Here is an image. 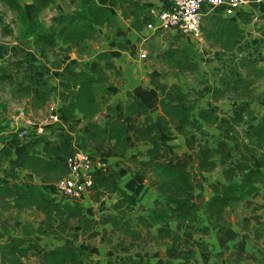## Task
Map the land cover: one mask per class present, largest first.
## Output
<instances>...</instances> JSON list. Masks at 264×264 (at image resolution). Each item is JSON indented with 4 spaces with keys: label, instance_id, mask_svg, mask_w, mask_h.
Segmentation results:
<instances>
[{
    "label": "trees",
    "instance_id": "1",
    "mask_svg": "<svg viewBox=\"0 0 264 264\" xmlns=\"http://www.w3.org/2000/svg\"><path fill=\"white\" fill-rule=\"evenodd\" d=\"M68 1L71 10L56 12L51 16L48 25L39 18V14L46 8L54 7L57 0H32L31 16L27 15L19 0H0V3L15 14L18 22V38L22 41H31L39 56L45 57L47 48L59 47L64 53L74 50L81 57L79 62L70 66L62 82L63 90L70 97L66 111L67 118L80 115L88 121L82 137L79 138L80 144L85 147L92 146L93 150L87 152L93 155H98L99 151L110 143L117 153L126 152L131 141L136 145L149 144L141 153L142 158L135 157L132 161L145 175L148 185L161 196V201L153 208H147L146 214L138 215L136 218L138 223L157 225L155 238L161 242L170 241L175 247L191 243L188 240H179L175 232L166 224L172 220L188 223L193 221L194 212L200 209L196 201L190 200L191 191L201 186V173L211 172L220 166L225 182L220 185L215 183L207 185L212 195L202 203L201 212L206 223H201L198 230L205 234L215 223L226 224L227 210L257 192L259 185L264 182V114L256 122L251 123L250 129L244 131L239 141L229 135L233 140L232 144L229 140L222 139L214 146L197 147L191 141V135L202 129V121L214 124L217 128V124L228 126L232 121L249 120L254 114L249 94L251 82L237 73L242 68L255 72H259L260 69L246 57L237 59L235 63L231 62L234 67L228 64L225 68L219 69L215 87L213 89L209 87L205 92L213 101L223 99L226 93L235 97L237 101L231 115L221 119L222 121L218 120L214 110L198 108L197 102L192 101L180 86H164L167 88L165 94L163 87L157 84L155 79L150 78L161 93L160 112L156 117L151 115L149 107L143 101L130 99L131 94L127 93L129 99L110 106L111 115L103 124L95 123L92 119L107 104L111 71L115 74H119V71L108 51L97 52L91 60L83 61L82 58L91 55L93 50L91 40L101 27L108 31H114L117 27L116 9L121 10L124 18L128 16L127 11L132 10L130 26L137 33H141L145 28L147 20L143 18V14L148 9L140 0ZM253 12L252 9L249 12L241 10L238 13L240 23H248ZM205 18L210 21V28H205L203 31L206 41L222 50V56L237 48V43L243 39V30L238 21L224 17L220 11H215ZM114 38L117 47L122 49L126 46L122 41H118L117 36ZM192 48L188 43L183 44L182 47L170 46L162 52L161 60L178 72L197 71L198 64L191 55ZM244 50V46L242 49L238 47L239 52ZM38 68L29 67V75L24 76L21 82L28 81L23 90L31 104L45 107L51 99L52 87L49 84L48 73L43 79L31 73V70L36 71ZM3 77L12 76L3 74ZM195 109H198L197 113ZM134 116L140 119L130 135L123 121ZM172 125L177 127L180 135L187 137L188 146L192 149V161L186 156L179 157L172 164L163 161L164 153L161 150L159 136L161 133L170 135ZM221 137L223 138V135ZM18 145L4 135L0 126V167L6 166V172L12 179H15L20 172L27 171L41 183L56 182L64 177L67 174L64 160L75 151L71 141H57L45 135L31 137L24 141L23 149L14 150ZM191 162L194 163V170L189 169ZM106 171L107 169L93 173L92 189L106 184L104 179ZM115 178L116 175L113 173L110 179ZM0 202L3 206L12 202L14 207L34 208L45 216L44 224L36 229H31L30 222L24 223L21 226L24 232L41 233L44 229L47 234L74 237L76 233L72 231L73 221L81 222L80 225L85 229L89 228V221L83 217L84 207L79 199L59 201L48 191L34 184L15 186L0 179ZM131 203L133 204L134 201H130L124 208L122 202H116L111 206L116 212V215L110 217L114 229L131 233L129 223L132 219L126 218ZM263 228L264 224L256 229L261 232ZM21 244L22 239L18 238L1 245L0 262L5 264L6 257L23 255L26 248H22ZM80 253V249L65 242L44 251L41 264H79ZM227 254L229 263L234 264L230 261L235 257L234 253L231 251Z\"/></svg>",
    "mask_w": 264,
    "mask_h": 264
},
{
    "label": "rangeland",
    "instance_id": "2",
    "mask_svg": "<svg viewBox=\"0 0 264 264\" xmlns=\"http://www.w3.org/2000/svg\"><path fill=\"white\" fill-rule=\"evenodd\" d=\"M19 1L23 5L27 15L31 16L33 10L32 1L31 0H19ZM140 1L144 2L148 0H140ZM257 7L258 5H256L255 7L252 6V10L255 13L254 15L257 16V19L254 21V23L256 24H253L254 28H252L251 30L259 29L258 32L252 34L253 36L251 37L247 35H243V39L239 41L242 42V44L241 46L239 44L238 47H241L242 49V47L245 45L244 46L245 50L237 53L238 48H236V50L233 52L232 55H230V53L227 52L224 53V55L222 56L221 55L222 51L217 50L218 47L207 42L203 36L204 29L210 28V21L207 20V18L205 17L211 13H214L213 11L209 12L207 15L204 16L201 40H196L191 38L192 39L191 42L190 37L187 38L186 36H183L179 32L173 30L164 33L150 34V32L145 28L142 29L140 37L134 40L132 52H130L131 56L133 58H137L138 54L141 51L145 52L147 56L144 60H140V61H134L127 58L129 64L132 65V70L136 71L135 74L132 73L130 75V85L132 87L140 86L141 88L142 87L148 88L150 84L151 85L153 84L152 81L150 80V77L152 76V78L155 77L156 79H159V81L164 80L163 83L166 84L165 87H171L172 85H179L180 87L182 86L187 91V94L191 97V100L192 101L195 100L197 104H206L207 102L206 100L208 99L211 100L212 102H215L205 91L209 89V87L211 89L215 87L216 79L219 76L217 73L219 69L225 68L228 64L234 67V64H232L231 62L235 63L237 59L246 57L250 59V61L253 62V64H255V67L260 69L259 72L258 71L255 72L249 70L248 68H242L239 69L237 73L244 76L245 78H248L251 82L250 93H249L251 95L250 104H251V108L254 109L253 111H255L258 114L256 120L253 118L254 117L253 114L249 120L242 119L240 120V122L232 121L228 126L217 124L218 127L216 129L219 131H215V132L218 135H216V133H211V132L204 133L203 130H198L191 135V139H192L191 141L197 147L200 145L214 146L215 144H217L219 140L221 141L222 139L229 140V142L232 144L233 140L229 138V135H232L233 137L237 138V140L239 141L240 139H242L245 133L244 131L250 129L251 123L256 122L257 119L262 114H264L263 109L261 110V107L264 106L262 105V99L264 98V49L263 50L259 49L260 46L264 47V40L261 38V36H263L261 33L264 32V30H260V29H264V20H262L264 18H262V16H258L259 13ZM69 10H71V5L68 0H57L55 6L52 8L50 7L44 9L39 14V18L48 25L50 23L51 16L54 15L56 12L58 11L66 12ZM118 21L120 22L121 19L118 18ZM114 33H115L114 31H108L104 27H101L99 29V32L94 37V39L91 40L92 46L95 47L96 49H100L101 45L104 44L107 40L116 41V38H114L116 35ZM117 39L118 41H122V42L124 41L123 38L119 39V35ZM186 43L191 44L193 47L191 55H192V59L198 64L197 71L191 72L187 70L183 72H178L177 69L175 68L171 69L170 67L165 65L164 62L161 60L162 52L166 51L170 46L182 47V45ZM247 48L250 49L248 50ZM72 52H76V51L71 50L70 52L64 53L62 50H60L59 47H51L46 49L45 57L39 56L38 52L35 49V45L31 41H22L18 38V22L16 20L15 14L11 10H9L6 6H4L2 3H0V126L3 131H6L4 135L10 140H12L15 145L23 144L24 141L26 140H22L20 137L16 135L15 132L9 133L6 130V128L9 127L10 124H14V129H15L16 123L19 122L20 120L22 121V117L31 118V119L39 118L42 115H44L47 111L46 105L45 107H38L36 105L31 104L29 97L26 96L23 90L26 83H28V81L22 83L21 80L27 74L29 75L30 73L28 70L29 67H34V66L39 67L38 70L36 71L31 70V73H34V75L43 79L44 77L47 76L46 73H48V79H54L53 76L55 75L52 74L51 76L50 69L61 68V63H62L61 61L65 58V56H68ZM153 71L157 72V76L152 75ZM59 72L60 71H58L56 74L57 77L60 76L61 72L60 73ZM3 74L11 75L12 77L4 78ZM124 74L125 73L122 71H120L119 74H115L114 72L111 71L110 74L111 83L108 88L107 104L104 106L103 110L99 112L92 119L93 122L95 123L103 122L105 119L109 118L111 115L110 106L113 105L112 103L119 104L120 102H122V100H124L123 95L124 96L126 95L128 97L127 93L130 94L133 93V92L132 93L129 92V90H124L127 85V77H124ZM172 79H177V83L174 80L175 81L174 83L168 84L170 83L169 81H172ZM59 80L60 78L58 79V81ZM190 87L193 88L190 89ZM155 88L158 89L160 92L159 88H157L156 86ZM119 93L122 96L121 95L119 96ZM206 95H208V98L206 97ZM243 97L244 96H241V98ZM229 98L234 99L235 97H233L232 95H228V93H226L223 96V99H226L227 101H225L224 103L230 104V102H232L231 100L233 99H229ZM235 100L236 99H234V101ZM50 101L58 102L62 113V119H61V123L52 127L45 136L57 141L69 140L71 141L73 148L75 150H83V151L91 152L93 150L92 146L90 145H87L86 147L82 146L79 140V138L82 137L86 129L88 121H86L80 115L67 118L66 111H67V106L70 102V97L63 90L62 84H60V86L57 84H53ZM226 112L227 111L221 110V112L217 116L219 121H222L224 118H227ZM20 113H21L20 117H17V115ZM131 119H129L128 122H125V125L130 135H131V130L134 128V126L137 124V121L139 120L138 118L137 119L131 118ZM208 127L210 129L211 126L208 125ZM220 133L221 136L223 135V138L220 136ZM185 139L187 141V137H185ZM145 147L146 145L142 144V146L139 147L138 149L141 148L143 149ZM138 149H136V145L135 146L133 145L131 147L132 151ZM189 149L192 152L191 147H189ZM104 162H106L108 169H110L107 161L105 160ZM0 177L2 180L12 185L14 184L15 186L24 185V184H35L33 178L30 179L28 176H26L21 172L16 176L15 179H12L9 176L8 172H6V166L0 167ZM52 183L54 184L52 187L53 188L52 191H50L53 194L52 196L56 197V199L59 201H64L65 200L64 198L58 196V193L55 188V181H53ZM38 186L41 187L39 184ZM105 191H108V188L105 189ZM91 193L92 190L89 191V195ZM190 199L196 201L197 204L200 203L202 207L203 200L201 199H204V194H203V190L201 189V186L191 191ZM263 199L262 197L257 199L252 203V205L249 204L248 206H246L242 204L241 206H235L234 208L227 210V216H226L227 223L230 221L232 223V220L234 223H240V222L249 223L248 227L252 225L251 226L252 229H254V225L251 223H261L259 225L263 226L264 224ZM79 201H81V199ZM91 201L94 202L97 201L96 194L93 195ZM87 203L90 204V201H88ZM1 208L3 211L2 214H0V223H3V220H5V222L7 223H13L14 221H19L22 224L28 222L39 223V221L43 217L42 214H40V212L36 211L34 208L14 207L12 206L11 203L8 205L5 204L4 206L2 205ZM85 215H87L86 212ZM126 215L128 216L129 213H126ZM103 217H106V214L103 215ZM88 219H90L89 223H102L101 220L102 216L100 217L97 214L95 215V217H93V219H91L90 217ZM170 222L173 223L172 227L174 228V232L179 240H186L187 238L191 241V245L190 244L181 245V246L179 245L178 247H175L174 245L171 244L174 251V255H173L174 259H180L181 261L174 260V262H171L170 264H195L196 261L200 263L199 257L201 258L202 254H204L205 252L204 249L201 248L204 244L203 239L204 237L206 238L207 236V233L202 234L198 230L199 229L198 227L201 225V223H206L203 220V214L201 212V209L199 211L194 212L193 221L190 223L181 220H176V221L172 220ZM72 223H73V227H75L77 225H80L81 222L73 221ZM80 226L81 228H78L76 234L74 235V239H76L79 244L92 242V247H96V245L101 246L102 243L101 231L94 232V234H91L92 227L86 230L85 228L82 227V225ZM256 231L258 235L257 242L254 241L255 238H252V240L250 241V245L252 249H254L251 252L254 253V255H251L250 253L247 254L246 256L249 258L242 259V262H244V264H264V228L261 230V232H259V230ZM104 233L106 234L107 232L104 231ZM122 233L123 232L121 230H117V233L113 234L112 238H114V242L112 240L113 245H110L111 250L117 252L120 249V247H123L126 236L122 235ZM135 236L136 235H130L129 238H131L132 240V238H137ZM121 237L123 241L120 240ZM118 241H120V244ZM150 242L151 241L148 240L147 244H149ZM169 242L167 244H169ZM114 243H116L115 247H114ZM77 248H79V246ZM197 254H198L197 256L198 260L194 258L196 257ZM91 256H92L91 251L82 248L80 253L79 264H95L93 259L90 258ZM121 257L124 258L125 256L121 255ZM6 260L10 264H19L18 260L15 257H6ZM99 261L97 262V264H99ZM201 261L204 262L205 261L204 258H202ZM126 262H122V263L125 264Z\"/></svg>",
    "mask_w": 264,
    "mask_h": 264
},
{
    "label": "crops",
    "instance_id": "3",
    "mask_svg": "<svg viewBox=\"0 0 264 264\" xmlns=\"http://www.w3.org/2000/svg\"><path fill=\"white\" fill-rule=\"evenodd\" d=\"M32 1V0H31ZM100 2H107L109 0H99ZM169 0H148L144 1L143 3L147 6V9L149 10L152 7L157 8H165L168 6ZM258 16H262L264 18V2L258 5ZM148 10L143 14V18L145 20H148ZM249 9L244 7L242 9L243 12H247ZM116 20H117V27L114 29V34L119 39L123 38V42L126 46L124 48H119L115 45L114 40H107L104 44L101 45L100 49H96L93 47V50L91 52V55L88 57H83L82 60H91L93 56L99 52V51H108L111 55L112 62L116 66V69L119 71L124 72V77H127V85L124 90H129V92H133L131 94V98L133 100H141L143 101L150 110V113L153 117H156V115L160 112L159 107V99H160V92L158 89L155 88V86L152 84L149 85L148 88H141L140 86H134L132 87L130 85V75L133 73L135 74L136 71L132 70V65L129 64L128 59L139 61L136 58H133L130 54L132 52L134 40L140 37L141 33H137L133 28L130 26V20L132 17V10L130 9L127 11V17L124 18L121 15V10L116 9ZM239 13V12H238ZM236 13L234 16L227 17L232 19L233 21H238L240 23V19L238 18L239 14ZM251 15V20L248 23H240V27L243 30V35H247L249 37L253 36L252 34H255V32H258L259 29H253L254 21L257 19V16ZM118 18L121 19V23L118 21ZM264 20V19H262ZM257 27V25H256ZM264 30V29H260ZM113 31V30H112ZM263 36L261 38L264 40V32L261 33ZM124 36V37H123ZM187 38L190 36H186ZM192 37H190L191 39ZM144 40V39H143ZM192 42V39H191ZM209 42V41H207ZM263 42V41H262ZM211 43V42H209ZM212 44V43H211ZM241 46L242 42L237 43L238 46ZM128 45V46H127ZM212 46V45H211ZM243 46V45H242ZM245 46V45H244ZM236 49V48H235ZM235 49L233 51H235ZM248 50L250 48H247ZM261 49V48H259ZM217 50H220L217 48ZM263 50V49H261ZM222 51V50H220ZM232 52L230 55L233 54ZM223 52V51H222ZM239 53V51H237ZM128 58V59H127ZM203 59V57H202ZM81 60V57L77 54V52H72L68 56H65V58L61 61V68H51L50 73L51 76H53L54 79H49V84L51 87H53V84H57L60 86L63 82V76L66 74L70 66L75 63L79 62ZM60 71V76L57 77V72ZM138 72V71H137ZM140 75V73H139ZM153 76H157V72H152ZM60 80L58 81V79ZM152 78V76L150 77ZM157 84L163 87V91L166 94L167 88H164L166 86L163 81H159V79H156L153 77ZM151 80V79H150ZM149 80V81H150ZM177 83V79H172V81H169L172 84L175 81ZM161 82V83H159ZM150 83V82H149ZM168 86V85H167ZM173 86V85H172ZM179 86V85H177ZM181 88L183 91L187 92L182 86ZM193 87H190L192 89ZM189 89V90H190ZM121 94L119 93V96ZM122 96V95H121ZM208 98V95H206ZM189 98H191L189 96ZM122 101H125L129 99L126 95H123ZM233 99V98H229ZM206 104H197L198 108L202 109H209L214 110L216 112V117L219 115L221 110L227 111L226 115H231L232 108L237 103L236 100H231L230 104L224 103L227 101L226 99L218 100L215 102H212L211 100H206ZM114 104V103H112ZM118 105V104H116ZM262 105H264V98L262 99ZM227 108V110H226ZM264 111V106L261 107V110ZM254 110V109H253ZM198 112V109H195V113ZM264 113V112H263ZM21 113L17 115V117H20ZM225 115V116H226ZM257 113L254 111V119L257 118ZM134 119H140L138 116H134ZM218 118V117H217ZM18 120V119H17ZM20 120V119H19ZM132 120V119H131ZM105 121V120H104ZM103 121V122H104ZM129 119L124 120L123 122H128ZM136 121V120H135ZM103 122H98L100 124H103ZM20 124V121L16 123ZM210 125V129L208 127ZM6 130L9 133H12L15 131L14 124H10L9 127L6 128ZM204 133L211 132L216 133L217 130L214 127V124H208L204 121H202V129ZM6 133V131H4ZM159 143L161 145V150L164 153L163 161L172 164L175 162L180 156H186L190 161H192L191 151L187 145V141L184 136L180 135L178 133L177 127L172 125V132L170 135H166L164 133H161L159 136ZM135 146L136 144L131 141L129 144V147L126 152L124 153H117L114 151L112 147V143H110L106 148L99 151V157L103 161H107L109 164V168L107 167V171L105 172L104 179L106 181V184L97 186L92 190V193L89 195V192L84 193L79 200L81 199L82 206L84 207V211L87 215H84L83 217L87 216L93 219L95 215L102 216V223H89V228L92 227V233L101 231V238L102 243L101 246L96 245V247H92V242H86L84 244L78 243L74 237H61L60 235H54V234H47L46 230L43 229L41 233H28L24 232L21 229V226L23 225L19 221H14L13 223H7L5 220H3V223H0V246L3 244H8L9 242L13 241L14 239H22V248H26V252L19 256L18 254L15 255V258L18 260L19 264H41L42 260V254L46 250H51L56 246L62 245L65 242L70 243L75 248L79 246L80 250L82 248L88 249L92 252V256L90 257L93 259L94 263L97 264L99 261V264H123L122 262H126L125 264H136V263H148V264H170L171 262H174V260L180 259H174V251L172 247V242L169 241H163L155 238V235L157 234V225H153L151 223L143 224L138 223L137 216L138 215H144L146 214L147 208H153L155 204L159 203L161 201V196L152 189L147 182V179L145 175L138 170V168L135 165V162L132 161V158L138 157V159H141L142 156L141 152H143L149 144H145V148L138 149L142 146V144H137L136 149L138 150H131L132 146ZM23 149V145L16 146V151H19ZM140 150V151H139ZM111 165V167H110ZM190 170H194V163L191 162L189 165ZM21 173L25 174L29 178L32 177L35 181L36 186L38 184L41 186L42 189L50 192L52 191L53 183H41L39 179L34 177L31 173L27 171H22ZM116 175V178L114 180L110 179L112 174ZM201 178V189L203 190L204 199L203 202L208 199L212 193L208 189L207 185L209 183H215V184H222L225 182L224 176L222 174V168L220 166H217L213 171L211 172H204L200 174ZM1 179V177H0ZM108 188V191H105V189ZM122 193V194H120ZM51 196L53 195L51 192L49 193ZM96 194L97 201H91L93 198V195ZM264 198V182L259 185V190L255 192L254 194L246 197L244 200L238 203L236 206H241L242 204L248 206L249 204L252 205L254 201L257 199ZM193 201L192 199H190ZM264 200V199H263ZM90 201V204L87 203ZM130 201H134V203H131V207L127 213H129L126 218H131L133 221L132 223H129L131 225V233H122V235H125V243L123 247H120V249L115 252L114 250L110 249V245L112 244V240L114 242V238H112L114 233H117V229H114L113 223L110 220V217L113 215H116V212L111 208V206L116 202H122L123 208L128 206V203ZM202 202V203H203ZM12 204V202H10ZM87 203V204H86ZM1 207L2 203L0 202ZM199 209H201V204L198 203ZM0 207V214H2V208ZM42 214V213H40ZM106 214V217H103V215ZM42 219L39 221V223H29L32 227L31 229H36L37 227L44 224L45 216L42 214ZM85 217L86 219H88ZM90 222V219H88ZM176 221V220H173ZM171 222L167 223L173 231L174 228L172 227ZM249 223H234L232 220L226 223V224H214V226L207 232L206 238L204 237L203 241L204 244L201 247L204 249V254H202V257H199V262L201 264H230L229 259L227 257V253L233 252L235 257L233 259H230L232 263L234 264H244L242 262V259L249 258L246 255L251 254L254 255L251 251L252 249L250 245V241L252 238H255L254 241L257 242V227H259L261 223H251L254 225V229H252V225L248 227ZM247 225V226H245ZM78 228H81L80 225H77L75 227H72L73 233H76ZM87 228L86 230H88ZM106 231L107 235L104 233ZM104 234V235H103ZM130 235H136L137 238H129ZM146 239V242H145ZM120 240L123 241L122 237ZM148 240L151 242L149 244ZM186 240L190 241L186 238ZM116 241V240H115ZM120 244V241H118ZM169 242V244H167ZM191 243V241H190ZM200 243V242H199ZM172 244V245H171ZM201 244V245H202ZM78 245V246H77ZM116 243H114L115 247ZM149 245V246H148ZM191 245V244H190ZM78 248V249H79ZM226 252V253H225ZM210 253V255H209ZM226 254V255H225ZM121 255L125 256L124 258L121 257ZM198 254L195 259H197ZM204 258V262L201 261V259ZM214 259V260H212ZM198 260V259H197ZM198 261H196L195 264H200ZM5 264H10L8 261H6Z\"/></svg>",
    "mask_w": 264,
    "mask_h": 264
},
{
    "label": "built area",
    "instance_id": "4",
    "mask_svg": "<svg viewBox=\"0 0 264 264\" xmlns=\"http://www.w3.org/2000/svg\"><path fill=\"white\" fill-rule=\"evenodd\" d=\"M263 2L264 0H169L165 8L152 7L148 10L149 19L145 29L150 34L173 30L183 36L201 40L204 16L209 12L220 11L223 16L231 17L244 7L251 10L252 6ZM146 56L141 51L136 59L144 60ZM46 109V113L39 118L22 117L15 128L16 135L22 140H28L46 135L52 127L61 123L62 114L58 102L49 101ZM64 162L67 174L55 182V188L58 196L65 200L79 199L89 192L93 186V173L107 169L106 162L98 155L83 150H75Z\"/></svg>",
    "mask_w": 264,
    "mask_h": 264
}]
</instances>
